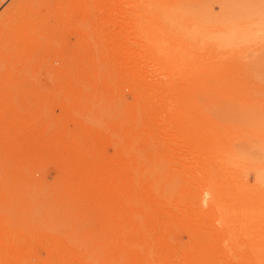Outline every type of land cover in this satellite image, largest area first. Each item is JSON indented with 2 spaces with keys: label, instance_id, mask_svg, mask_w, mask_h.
Listing matches in <instances>:
<instances>
[{
  "label": "rangeland",
  "instance_id": "rangeland-1",
  "mask_svg": "<svg viewBox=\"0 0 264 264\" xmlns=\"http://www.w3.org/2000/svg\"><path fill=\"white\" fill-rule=\"evenodd\" d=\"M227 24V0H0V264H252L264 224L227 239L204 195L216 178L264 211L226 164L264 133L195 108L246 99L215 82L251 58L225 56Z\"/></svg>",
  "mask_w": 264,
  "mask_h": 264
},
{
  "label": "bare ground",
  "instance_id": "bare-ground-1",
  "mask_svg": "<svg viewBox=\"0 0 264 264\" xmlns=\"http://www.w3.org/2000/svg\"><path fill=\"white\" fill-rule=\"evenodd\" d=\"M227 19H228L227 35H226L227 52H226L225 56H228V55L230 56V60H229L230 62H233V63L234 62H242L248 53V51H247L248 48H252V51H250L251 52L250 53L251 58L249 59V61L247 63H244L242 68H241L242 72L244 73L243 77L237 76V78H236V75L231 76V77H225V78H223V76H218V77L216 76L217 78H219V80H217L215 82H219V83H221V85L229 87L230 95L240 94L243 98H246V99L239 102V105L237 108L232 109L229 105V99L226 97L227 92H226V94L223 95V97H221V96H219V94L214 93L215 91H217V90H215L213 92L214 94H212V93L204 94V97L201 98V100H199L196 103L195 108L199 111H201V109L204 110L206 108V107H204V106H206V103L203 101H206L207 103L210 102L209 104L211 105V103L214 100V105L212 103L213 107H212V110L210 112L211 114L209 113V111H210V109H209L210 105L209 104H208L209 106H207L208 108H206L207 112L205 111L206 109L204 110V112H205V114H207V116H208V114H210L209 116H234V117L235 116H247V117H249L248 121L251 120V124H253V126L251 128L257 126V127H255V131L257 130L260 133H264V91L247 89V90H244L242 92H238L239 91L238 90L239 85L246 83V80H245L246 77L249 78L250 80H254V81L258 82V84H260V86L264 89V0H227ZM159 55L165 56V57L167 56V58H170L171 60H172V58L176 59V57L179 56V55L174 54V53H159ZM200 56L198 57V59L196 58L197 61H195L194 64L197 65L198 62L201 63L199 61ZM216 56L218 57L220 55H214V57H216ZM207 57H208V55L206 56V58ZM183 58L185 60H188V58L186 59V57H183ZM201 59H202V56H201L200 60ZM245 59H247V57ZM194 60H195V58L193 59V62H194ZM204 60H205V57H204ZM204 60H202V61L204 62ZM207 60H212V58L211 59L209 58ZM173 63H174V61H173ZM176 63L178 65V62H176ZM208 91L211 92V90H208ZM209 98H211L212 101H211V99L208 100ZM210 108H211V106H210ZM253 116H257V117H253ZM249 128H250V126H249ZM254 137H255L254 133L253 134L252 133L244 134L243 142L245 144H243V148L236 146L237 148L234 149L233 154L231 155L232 156L231 161L227 162L226 164L233 165L235 167L238 166V168H239V166H242L243 164L248 163L250 165L249 167H251L248 170L251 169L250 171L254 172L255 182H257V185L260 187L261 193L264 195V135L261 134V139L259 138L260 142L256 143L254 150L257 151L256 147H258V152L255 153V151H254L255 154L250 152L251 146L253 147L254 143L257 140V138H256V140L254 142L253 141ZM222 157H223V155H222ZM240 163H242V164L240 165ZM228 168L232 169L233 167L231 168L229 166ZM225 180H226V178H225ZM228 184L230 185V182H228ZM228 184H226V185H228ZM238 184H239V182H238ZM229 185H228V187L230 188ZM235 187H236V184H235ZM223 188H224V186H223ZM220 189H221V187L219 188V181L216 178H212L210 180V182L207 184V188L204 190V192H205L204 195L207 196L209 193H212L211 199L208 202L209 203L208 206L210 207L212 212L214 211L213 213L215 215H217L218 222L221 225H223L222 231H223V233H225V232L227 233V239H228V235H230L231 240H232V234L231 233L234 230L233 229L234 223H235V225H237V223H239L240 226L243 228H244V225L247 223H249V227L252 228V226H250V223H252V225H253V223L256 221H260V223L262 225L264 224V211H261L259 209L257 210L254 206H252V202H251V204L250 203L247 204V202H246L247 200L249 202L251 201V200H249V198L248 199L245 198L243 200L245 202H243L241 200V198H243L244 195L241 196L242 195L241 194L239 196L241 198H238V196H237L239 201L241 200V203H239L238 199L236 200V195L238 194L237 193L238 191H237L236 195H235V200L232 199L233 197H231V199L233 200V202L235 201V203H233V202L231 203V199L227 198L229 200V203H231V204H229V203H227V200L225 199L226 198L224 196L225 193H223V192H225L226 187L224 188L225 190L222 189V193H221ZM232 190H233V185H232ZM229 191L232 192L231 188ZM235 191H236V189H235ZM225 195L226 196L228 195V191L226 192ZM250 195L251 194H249V196ZM232 196H234V195H232ZM201 198H203V197H201ZM208 198H207V200H208ZM236 201L240 205L237 204ZM262 201H263V199H262ZM247 226H246V228H247ZM246 228H245V231H246ZM262 228H263V226H262ZM240 230H241V228H240ZM236 232L238 233V231H236ZM237 233H235V234L237 235ZM256 233L254 234L255 236H256ZM235 234H233V235H235ZM239 234L242 235L241 231L239 232ZM249 235H250V233H249ZM260 235H259V237H260ZM251 236H253V233ZM224 238L225 239H223V240H226V236ZM235 238L236 237L233 238L234 242L236 241ZM239 238L240 237H237V239H239ZM241 238H243V237H241ZM260 239L262 240V236L260 237ZM245 240H247V239L245 238ZM255 240H254V242H255ZM263 241H264V239H263ZM227 242L229 243V241H227ZM234 242H233V244H234ZM239 243H240V241H239ZM230 244H231V242H230ZM259 244H261V243H259ZM254 245L256 246V244H254ZM235 246H238V245H235ZM241 246H243V241H242ZM240 247H239V249H240ZM244 247L245 246H243L241 248H244ZM236 248H235V250H238V248L237 249ZM252 251H253V256L249 255V256H252L251 257L252 264H264V247L253 249ZM229 254H230V252H229ZM238 254L241 255V253H238ZM238 254H236L237 255L236 258H237V261L239 262V260L241 258L240 259L238 258ZM233 256L231 257V255H230L229 257L231 260L234 261V259H232V258H235V257H233ZM251 259H250V262H251ZM240 262H241V260H240Z\"/></svg>",
  "mask_w": 264,
  "mask_h": 264
}]
</instances>
